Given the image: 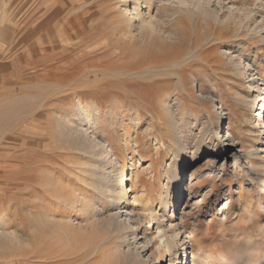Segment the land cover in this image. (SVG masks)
Masks as SVG:
<instances>
[{
    "label": "rangeland",
    "instance_id": "374dc122",
    "mask_svg": "<svg viewBox=\"0 0 264 264\" xmlns=\"http://www.w3.org/2000/svg\"><path fill=\"white\" fill-rule=\"evenodd\" d=\"M124 1L0 0V264L101 263L107 236L97 229L116 214L121 221L136 224L140 245L149 241L156 255L155 221L145 217L137 223L138 205L135 221L125 212L133 196L144 193L161 216L162 189L172 187L167 175L173 138L187 140L190 150L194 140L205 136L202 121L195 123L186 115L178 123L180 113L158 108L164 96L174 100L177 92L184 98L185 113L201 119L212 114L213 106H222L224 116L220 129L211 119L209 127L215 131L207 138L205 156L197 168L187 171L178 191L170 190L171 205L163 214L168 218L174 214L173 221L184 217L188 231L194 232L195 255L206 253L209 264H264V171L252 165L260 164L264 153L256 161L243 153L261 150L263 135L256 131L264 117L253 120L257 112L250 104L256 95L255 87H250L252 78L221 55L231 53L237 62L243 58L241 69H247L257 85L264 84V38H237L232 30L235 21L251 14L250 29L264 37V0H155L149 10L144 4L140 7L149 23L146 29L139 21L129 25L133 0ZM198 4L218 20L195 16ZM230 17L228 26L233 28L227 29L223 23ZM191 74L204 81L193 91ZM107 83L112 84L110 89L100 88ZM77 97L89 103L96 100L111 112L112 119L105 120L97 133L87 131L77 116L71 118L72 128L78 126L95 139L105 135L115 149L112 159L118 164L98 163L94 176L84 167L91 160L75 145L76 136L62 134ZM230 120L239 158L233 163L229 157L234 148H228L210 177L205 159L213 153L216 138L226 135ZM118 176L129 203L123 200L115 206L111 191ZM42 180H53L56 190L63 189L74 204L64 223L71 222L72 231L90 244L74 257L62 250L49 219L35 210L38 201L42 209L47 200L56 203L58 211L65 209L57 192L48 193ZM86 203L94 213L91 219L80 211ZM163 252L157 264H169Z\"/></svg>",
    "mask_w": 264,
    "mask_h": 264
},
{
    "label": "bare ground",
    "instance_id": "6f19581e",
    "mask_svg": "<svg viewBox=\"0 0 264 264\" xmlns=\"http://www.w3.org/2000/svg\"><path fill=\"white\" fill-rule=\"evenodd\" d=\"M154 1L155 0H133V3H132L133 5H132V7H130L131 18L127 21L129 23V25L139 21V23H141V26H142L141 28L146 29L149 26V23L146 22V20L144 19V16H142L143 13H141L140 7L142 4H144L145 9L149 10L154 5ZM124 2L126 3L127 0H125ZM194 15L195 16L196 15L205 16L206 18L208 16H210V17L212 16V18H211L212 21L218 20V16L215 14H212L211 11H209L207 8L205 9L202 4H198L196 6V11H195ZM252 20H253V17L251 16V14H247L244 16V18L241 22H239V23L237 21L234 22V25H233L234 28L228 26L229 24L232 23L231 17L226 18L223 25H225V27L228 26L227 29L233 28L232 29V30H234L233 34L237 38L242 37V38H246L247 40L248 39H251V40L263 39L264 37H263V34L261 33V31L255 29V28L253 30L250 29L251 28L250 22ZM131 27H132V25H131ZM126 36H128V34H126ZM130 37L132 39V33H129V38ZM234 44H236V42ZM231 50H234V49L231 48ZM221 55L228 56L229 61H231V63L234 66H236V68L239 70V72H241V74L243 73V74L247 75V77H249L250 79L252 78L250 81V87L251 88L255 87V94L256 95L254 96V99L252 100V102L250 104L253 106V108L256 107L255 112H257V114L254 115L253 120H255V122L261 121L262 117H264V84L257 85L258 84L257 80L253 77V75L249 74V71L247 69H243V68L241 69V67H240L242 65L241 59H243V58L240 59L238 57L240 62H237V61H234L235 59L231 56V53L227 52V53L221 54ZM238 56H241V55H238ZM247 67L249 68V66H247ZM190 79H191V82H190L189 87H190L191 91H193L195 89L196 84L200 85V83L204 82L202 79H200L198 77L197 74H191ZM111 85L112 84L107 83L106 86L100 87V88L107 90V89H110ZM210 92L214 94V92L211 89H210ZM174 98H175L174 100H171V97L164 96L161 99L158 108L162 109V111L176 110L178 113H180L179 114L180 118L178 120V123H179V121L184 122L186 115L188 116V118L190 120L194 121L195 123H199V121H202L203 126L201 128V130H202L201 133L202 134L204 133V135H205L203 137V139L200 137L202 139L201 141L195 142V140L193 139L194 142L192 145H190V147L192 148L190 150L188 147V141L187 140L185 143H182L177 138H173V141H174L173 149H174V151H173V159H172V166H171L172 168L169 169V171L171 170L170 172L168 171L169 173L167 172L169 174V175H167V178L170 177V182L172 185L171 189L173 188L174 191H178L184 183L183 180L188 173L187 171H189L191 169L194 170L195 168H197L199 166V164H198L199 160L201 159L202 156H205L204 155L205 152L203 150H204V148H206L205 144H206L207 138L209 137L210 133H214L215 128H217V126L220 129L221 123L223 121V116H224L223 113L224 112H223L222 106L220 108L213 106V111L210 112V113H212L211 114L212 116L211 115H204V116L202 115L203 117H201V119H200V117H197L194 114L192 115L189 112L185 113V101L183 100L184 98L181 96L180 92H177V94L175 95ZM76 99H77V102H75L73 105V107L76 106V108L74 109L72 115L68 116V117H70L69 121H68V125L66 126L63 124L65 131H63L62 134H64V136H66V137L69 136L71 138L76 136V137H74L75 138V145H78L79 150L81 152H83L85 154V156L89 155L88 158L91 160V162H88L87 164L85 163L84 167L87 168L86 171L90 172L94 176L98 172L97 170H99L98 163H103V161H104L108 166L109 165L115 166L118 164L117 161L112 159V157L115 156V149H113V145L111 143L110 138H107L105 135H103V137H101L100 139H97V138L95 139V137L92 138L90 136V134H88V132H87V131L90 132L91 130H93L94 133H97L98 130H102V128H104V126H103L104 121L108 120V119H112V117H109L110 116L109 114L111 112L110 111H108V112L104 111V109L100 106L99 102L96 100H92L89 103V102H85L80 97H77ZM74 116L78 117L80 125H84L87 127V131L86 130L85 131L77 130L76 129L78 127L77 125H76L77 127H74V128H72L70 126V123L73 122L71 118H74ZM211 119L215 120V123H216L215 126L217 125L215 128L209 127V126H211L210 125V123L212 121ZM137 124H139V122L137 123V121H136L135 127ZM230 124H231V120L229 121L227 130H226V135H223V136H221V134L219 136L217 135L218 136V138H216L217 143L214 142V144H213L215 146V149L212 150L211 152H213V153L210 152L211 154L209 155V157H207L205 159V161H206L205 166H206V169L207 168L209 169V171L214 170V167L216 164L215 162H217L221 157H224L227 153L228 148H230V147L234 148V149L232 150V152H231L232 155L229 158L234 160L233 163H237V160L239 158L240 153L237 152L235 149L237 147L238 143H236V141L234 140V134L232 132ZM137 126H139V125H137ZM173 127H175V125H173ZM182 127H184V126H182ZM174 130L178 131L176 127ZM176 131L174 133H176ZM256 132H260V135H263L261 150L260 151L255 150V151H249V152L243 151L244 154L247 153L251 157H255V159H254L255 161L258 159L260 154L264 153V122L262 123V126L260 127V131H256ZM225 136H228L226 142H229V143H227V145L224 143L225 141H223V138ZM75 145H73V146H75ZM76 148H77V146H76ZM74 149H75V147H74ZM249 163H251V162H249ZM212 164L214 165L213 167L211 166ZM252 165H253V167L256 166L257 168H260L261 171L262 170L264 171V157H262L260 159V164L258 162H256V165H255V162H254V163H252ZM239 170H242V169H239ZM194 173H195V171L193 172V176H194ZM213 173L214 172L211 171L210 173H208V176L211 177V174H213ZM120 176H118L119 178L117 179L116 184L111 191L112 194L116 195L115 196L116 198L114 197V199H113V200H115L113 203L115 206H118L119 204H121V201H123V200L125 201V203L128 202V200H126L127 191L125 189L123 181L121 180L122 177H120ZM237 177H240L239 173H238ZM93 178L95 179V178H99V177H93ZM93 178H89V179L93 180ZM48 179H49V176H48ZM52 181L53 180H42V184H44L45 186H47L49 188V190H47L48 193L50 192V193L54 194L57 192L56 198L58 200L61 199L59 203H61V204L63 203L65 209H60V211H58L56 209L58 205L56 203L54 204L53 202H48V200H47L46 203H44V202L42 203V204H45L42 209H40L41 205L38 201V203L35 206V210L42 217L49 219V225H50L51 231L55 234V236H57V239H59V242L61 243L62 250H64L65 253L68 254V256L70 255V257L71 256L74 257L79 252H81L83 249H86L87 247H89L90 244H89V242L83 241L84 236H82L78 233L76 234L72 231V228L69 225V224H71V222L70 223L69 222L64 223V221L68 220V218L70 217V212L68 211V208L69 207L72 208L74 206V204L72 206L69 199L64 196L65 194H63L64 193L63 189H59V190L57 189L56 190L57 186L55 187V185H54V183H52ZM57 185L60 186L59 184H57ZM60 187H62V186H60ZM57 188H59V187H57ZM171 189L168 186H165L162 189V193L160 195V201L158 203L160 210L163 211L161 216H159L156 213L155 209H153V206H152L153 200L151 199V197L148 196V197L144 198V195H143L144 193L141 195L140 194L134 195L132 198L133 203L127 204V206H126L127 210L125 212L126 213L125 217L127 219L129 218V219H132L133 221H135V217L133 215L134 206L138 205L139 214H141V215L138 216L139 220L137 221V223L138 222L140 223V221L142 219H145V217H149L151 219V221L152 220L155 221V223H156L155 239H157V242L155 245L156 255L152 252L151 247L149 245V241L145 240L140 245L139 240H138L139 236H138L136 230H134V226L136 224L133 225L131 222H129V220H127V222L121 221L120 215L116 214L114 216L108 217L109 219L106 221H103V223L100 222L101 223L100 229L97 227V226H99L97 223L94 224V226L98 228L97 230H103L104 231V235L107 236V238L105 237L106 239H104L105 240L104 242L107 243V245H108L106 247V249L104 250V252H101V254H99L101 257H103L102 262L97 263V264H157L163 260V257H164L163 250L168 254V257L170 258L169 264H174V263L178 264V258L179 259L181 258V260H180L181 264H208L207 260L205 259V257L203 256L202 253L197 254V256L195 255L194 244H193L194 232L188 231L187 224L184 221V217L183 216L179 217L178 219H175L173 221L172 218H176V216H174V214L172 215V218H170V217L168 218V216H165V214H163V213H165V208H167L171 205V202H170L171 200L169 199V194H170L169 192ZM35 191H38L37 188H35ZM261 191L264 192V187H263V189H261ZM43 200H45V199L43 198ZM174 207H176L175 204H174ZM90 208L91 207H89L87 205V203L84 204L80 208V211H82L84 214H86L88 216L87 217L88 219L89 218L91 219L94 216L93 215L94 213L90 210ZM96 216H98V214ZM141 216H143V217H141ZM0 226H1V221H0ZM118 235L120 237L122 236V238H117ZM129 236H132V238L129 239L128 238ZM149 240H151V239H149ZM88 249H90V248H88ZM253 250H255V249L249 248V252H251ZM148 252H150V255L148 257H145V255ZM253 253H254V251H253ZM256 255H258V254H256ZM100 256H98V258ZM95 257L97 258V256H95ZM68 258L69 257H67V259ZM150 260H151V262H150ZM244 262H245V260H244ZM247 262L248 261H246V263Z\"/></svg>",
    "mask_w": 264,
    "mask_h": 264
},
{
    "label": "crops",
    "instance_id": "0c3cea01",
    "mask_svg": "<svg viewBox=\"0 0 264 264\" xmlns=\"http://www.w3.org/2000/svg\"><path fill=\"white\" fill-rule=\"evenodd\" d=\"M203 253H205V252H203ZM203 256L205 257V259L207 260V262H208V264H209V261H208V256L206 255V253L205 254H203ZM224 263H226V262H224ZM223 263V264H224Z\"/></svg>",
    "mask_w": 264,
    "mask_h": 264
}]
</instances>
